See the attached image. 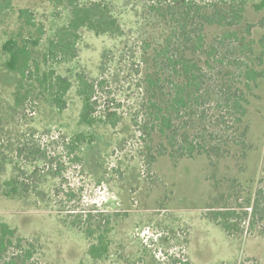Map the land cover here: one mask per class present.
<instances>
[{
    "label": "rangeland",
    "instance_id": "1",
    "mask_svg": "<svg viewBox=\"0 0 264 264\" xmlns=\"http://www.w3.org/2000/svg\"><path fill=\"white\" fill-rule=\"evenodd\" d=\"M70 1L14 0L15 10H31L46 28L43 41L35 50L37 56L44 52L54 31L68 22ZM74 1L78 5L89 2ZM97 1L113 9L123 36L81 31L76 59L55 67L72 83L63 113L32 101L20 108L14 105L18 76L4 68L1 45L14 34L17 23L13 16L0 26V181L16 174V165L29 175L30 166L15 158V146L24 136L35 134L47 145L53 138L70 137L81 130L95 135V142L82 149L83 163L68 165L63 172L67 182L63 188L75 190L74 201L54 202L52 192L58 188V180L39 165V181L32 184L33 192L25 199L0 196V220L16 229L20 237L37 239L42 260L49 264L89 261L88 242L81 231L72 228L67 219L63 221L67 213L73 212L111 217L109 257L103 264H264V222L248 229L246 206L250 193L258 188L264 190V85L249 93L246 118L250 150L243 162L231 158L215 162L213 169L204 157L177 162L160 158L149 164L140 154L143 145L137 140L130 117L138 107L142 78L141 22L137 16L141 5L153 0ZM244 23L251 27L253 53L241 57L247 58L255 69L264 70V10L255 11L249 4ZM147 30L150 32V28ZM234 47H239V43L234 42ZM81 71L92 80L106 81L97 93L100 103L107 99L113 105H122L118 110L121 120L115 129L104 124L92 129L78 126L81 102L76 95L75 74ZM212 175L215 177L211 180ZM215 199L217 206L239 205L236 209L243 217L240 233L227 236L206 217L207 207Z\"/></svg>",
    "mask_w": 264,
    "mask_h": 264
},
{
    "label": "trees",
    "instance_id": "2",
    "mask_svg": "<svg viewBox=\"0 0 264 264\" xmlns=\"http://www.w3.org/2000/svg\"><path fill=\"white\" fill-rule=\"evenodd\" d=\"M252 1L255 0H153L141 5V13L136 16L141 22L142 78L138 107L130 123L143 145L140 154L149 164L160 158L177 162L204 157L213 169L215 162L231 158L243 162L248 155L249 97L252 88L264 85V70L255 69L241 57L253 53L251 27L244 23L246 7L251 4L255 11L264 10V0ZM13 3L14 0H0V26L13 16L17 23L14 34L1 45L4 68L18 76L14 105L20 108L32 101L63 113L72 83L55 67L76 59L83 29L97 36H123L119 20L106 3L89 0L78 5L71 0L68 22L54 31L44 52L37 56L35 50L46 28L36 20L34 12L27 8L15 10ZM234 42L239 47H234ZM75 83L81 102L78 126L92 129L104 124L115 129L121 120L118 110L122 105H113L107 99L100 103L97 98L106 81L92 80L81 71L75 74ZM41 140L29 134L16 144V160L31 170L26 175L16 165V174L0 181L1 197L25 199L33 192L32 184L39 181L42 165L49 176L58 180V188L52 192L54 202L70 203L77 198L75 190L63 188L67 183L63 172L68 165L83 163L82 149L95 142V135L81 130L70 137L53 138L47 145ZM248 196L247 226L252 229L255 223L264 222V190L258 188ZM217 204L215 199L208 205L206 217L227 236L240 233L243 217L236 209L239 205ZM97 214L73 212L63 218L88 242L89 261L81 264H103L109 257L112 220L104 213ZM42 254L37 239L20 237L16 229L0 220V264H49L42 260Z\"/></svg>",
    "mask_w": 264,
    "mask_h": 264
}]
</instances>
